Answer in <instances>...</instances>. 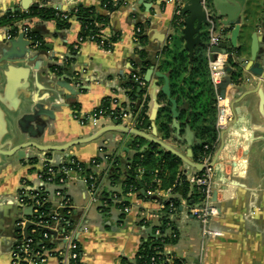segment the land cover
Instances as JSON below:
<instances>
[{"label":"crops","instance_id":"1","mask_svg":"<svg viewBox=\"0 0 264 264\" xmlns=\"http://www.w3.org/2000/svg\"><path fill=\"white\" fill-rule=\"evenodd\" d=\"M224 1L229 4L228 0ZM236 1L240 4L242 30L237 43L239 56L235 59L241 65L243 81L226 87L233 117L224 129L218 131L217 144L211 156L212 163L215 153L220 150L218 161L212 167L213 187L218 192L215 202L218 214L211 217L210 228L221 232V235L205 236L200 220L182 201L179 211L171 217L177 230V241L165 247L167 253L190 262L197 260L203 247V264H264V133L255 132L254 139L247 142L254 125L264 127V98L262 100L259 92L264 97V80L262 85L259 84L264 76V0ZM35 4L67 11L78 5L94 6L100 13L108 14L100 0H32V5ZM181 6V0H126L111 14V23L104 30L107 36L120 34L112 49H105L96 41L80 42L82 25L75 17L67 28L61 27L56 20L39 17L18 21L13 34L11 27H0V145H6L5 149L26 141L61 145L88 137L101 127L111 125L112 119L105 117L96 123H84L76 116L88 117L108 97L116 101L113 109L120 106L128 108L129 115L122 119L121 124L151 133L152 127L147 128V122L154 101L159 104L158 112L164 106L159 99L162 93L159 87L164 80L156 78L154 72L169 75L163 69L162 62L166 59L165 51L173 43V37L177 38V45L185 49V41L179 30L183 26L181 17L179 25H173L174 17L180 16ZM205 6L210 14L217 15V9L210 0L205 2ZM14 9H19V13H29L33 7L25 11L20 8V0H0V17ZM225 19L220 16L214 20V25L216 32L222 33L230 45L228 37L231 29L222 32V21ZM26 26L34 33V38L28 39L34 43L31 47L20 38L22 28ZM138 26L143 30L140 39L136 34ZM210 27L202 29L201 40L206 33L209 37ZM8 32L12 34L9 39L6 37ZM252 35L258 36L255 48L252 46ZM243 63L245 66H242ZM9 66L25 70V81L29 83L16 109L11 108L10 103L1 101L4 73ZM143 68L142 84L139 85L145 88V92L139 103L140 109L147 104L148 110L147 119L140 124L138 114L131 111L126 84L134 72L138 73ZM150 69L152 72L148 74ZM16 75L18 81L22 82L23 72L17 71ZM57 84L79 92L73 103L67 100L69 91ZM58 104L60 106L57 107ZM178 106L182 108L178 117L180 132L177 133L171 123V137L163 141L183 154L191 149L190 159L203 163L205 158L200 161L201 155L194 152L198 139L191 127V145L186 140L187 120L180 118L186 103L178 101ZM155 123L158 137L162 140L157 117ZM129 138L114 131L64 152H52L50 156L35 148L25 149L23 153L26 157L22 159L21 154L0 156V264H12L10 252L22 229L20 222L28 216V213L25 214L27 207L18 200L23 193L20 191L29 195L41 187L39 173L46 160L59 164L71 156L89 164L105 154H116L126 159L133 155V143L138 140L134 139L125 150ZM10 142L11 145H7ZM30 159H37L38 162L30 164ZM104 168V163H101L100 168L95 170L101 172ZM186 168L183 163L181 169L185 173ZM195 172L192 169L190 174ZM106 176L107 173H104L98 191L80 178L62 187L74 207L84 264H119L123 257L134 259L151 228L160 224V203L174 195L171 190L159 189L153 195V200H147L130 192L120 196L129 203V212L117 206L119 203L116 201L103 211L99 203L92 202V195L101 202L100 192L103 188L108 192L122 193L121 186H111ZM45 187L50 200L57 205L54 191L58 187ZM140 192L145 196L143 189ZM47 264H58V260L49 257Z\"/></svg>","mask_w":264,"mask_h":264},{"label":"trees","instance_id":"2","mask_svg":"<svg viewBox=\"0 0 264 264\" xmlns=\"http://www.w3.org/2000/svg\"><path fill=\"white\" fill-rule=\"evenodd\" d=\"M125 1L100 0L102 8L108 14L100 13L94 6L78 5L67 11L69 19L63 18L61 10L51 7L33 8L29 13L9 12L0 17V27H11L13 34L16 31V23L18 21L29 17H39L44 20H56L61 27L67 28L70 26V20L75 17L82 25L79 34L80 42L96 41L105 49H112L114 44L120 39V34L114 33L111 36H107L104 30L111 23V14L124 5ZM179 19V15L174 17V26L179 25ZM138 28L141 30L137 33V37L140 39L143 30L141 26H138ZM29 35L31 39L34 38V33L31 31ZM208 40V33H206L204 39H202V43L193 49L192 55H188V52L181 45H177V38L173 37V43L165 51L166 59L162 62L163 69L169 73L172 97L186 103V109L182 112L180 118L186 119L187 124L196 133L198 143L194 146V152L201 155L200 161H203L208 156H212L218 140V130L215 123L217 109L216 90L210 81L208 59L206 58ZM229 51L235 55L234 58H230L228 65L231 68L229 72L231 83L237 85L243 81L242 69H240L241 65L235 59L239 56V49L229 48ZM143 71L144 68L138 73L134 72L131 75L130 81L126 84L128 97L131 101V111L134 114H138L140 124L147 119L146 112L148 106L144 104L140 109L139 100L145 92V88L140 87L134 75L141 81ZM140 88V97H138L137 93ZM159 99L164 103V106L158 112V129L162 140H168L172 134L171 104L163 93H160ZM111 104L112 98H104L95 112H101L104 116H109L112 121L117 120L121 123L122 114L120 110L113 109ZM76 107L78 106L76 105ZM133 149V155L126 159L116 154H105L100 158H96L97 162L104 163L105 165L104 170L101 172H97L91 163H81L71 156L67 161L74 160L76 165L81 168V175H85L87 179L90 175L94 176L93 180L88 179V183L95 191L101 188V179L104 173H107L106 177L111 186H121V194L108 192L106 188L101 189V201L104 200L107 203L103 207V211L108 210L114 205V195L120 197L122 194L135 192L138 197L153 200L155 196L148 195V191L156 192L159 189L171 190L174 195L169 200L163 202V207L160 210V224L151 228L150 233L143 239L134 259L123 257L119 264H168V260L173 261L174 264H185L187 260L173 253H165V247L177 241V230L171 217L179 211L182 201L186 202L189 209L203 207L205 197L202 188L189 182L188 174L181 169L183 162L170 152L144 139L134 141ZM67 161L65 162L66 167L76 166ZM37 162V159H30L28 161L30 164ZM196 173L202 174L203 171H196ZM59 176V174H56V180H58ZM141 189L145 191V196L141 195ZM20 193H22L25 203H31L30 198L23 190ZM42 195L49 196L46 188H43ZM128 204L127 201H123L122 204H117V206L123 208ZM59 213L65 220L64 228L66 231L76 226L74 209H61ZM39 216L41 217L39 218ZM28 217L36 221L41 220L45 224H55L53 219L54 203L49 200L43 202L38 207V213L33 215L30 213ZM31 228H28L26 233L27 237L32 239V242L29 244L31 250L41 251L42 249H49L55 246V242L51 241V231L44 227H35V231L32 232ZM46 232L49 233L48 238L44 237V233ZM18 238H26L22 230L19 231Z\"/></svg>","mask_w":264,"mask_h":264},{"label":"built area","instance_id":"3","mask_svg":"<svg viewBox=\"0 0 264 264\" xmlns=\"http://www.w3.org/2000/svg\"><path fill=\"white\" fill-rule=\"evenodd\" d=\"M63 13V18L69 19L67 10H61ZM209 29V42L208 48L206 51V55L208 58V66H209V75L212 85L216 90V106H217V122L216 128L218 131L224 129L229 122L232 120L233 117V109L231 105V101L227 94L224 96L219 92V84L227 77L228 72L226 68L229 65L230 58H233V53L230 51L226 52H217L215 49L220 46L222 43V36L220 33H217L215 30V25H210ZM141 30L140 28L137 29L136 34L139 33ZM22 33H24L27 39H30V29L28 26L22 28ZM6 37L9 39L12 37L11 33H6ZM81 40V39H80ZM135 80L142 84V81L134 75ZM116 101L112 100V104H115ZM120 113L122 114V119L129 115L128 108L126 107H119ZM80 119L81 122L92 121L94 123L98 122L100 119L108 117L104 116L101 112H93L86 118H81L76 116ZM69 158V157H68ZM67 159L59 164L53 163L50 160H46L42 164V168L39 173V178L41 180V187H39L36 191H32L29 193L28 197L31 200V203H25L23 200L22 195L20 196V202L22 205L31 208V214L38 213V207L42 205L43 202L51 201L49 196H43L42 190L46 188L45 186L48 185H56L58 188L54 191V196L57 198V205L54 203V222L55 224L49 225L45 224L41 220H35L30 217L24 218L20 222V226L22 227V232L26 236L24 239H17L13 245V248L10 252L12 264H47L49 257H54L58 260V264H84L82 261V251L81 245L78 240L79 235V228L76 225L74 228L65 230L64 226V219L60 216L59 210L61 209H74L73 205L71 204L69 198L65 195L64 190L62 189L63 186L67 185L70 181L80 178L84 180L86 183L89 180H93L94 176L90 175L89 178L85 175H81V168L76 165L74 160L67 161L68 163L75 164V167H66L65 162ZM93 165L94 169H98L101 166L100 162H97L93 159L90 162ZM204 164L209 165L211 163V156L205 158ZM59 166L57 169H55ZM56 174H59L58 180H56ZM213 170L212 167H207L202 174H197L196 172L193 174L188 175L189 182L192 185H197L202 188V192L205 197L204 206L199 208L190 209L194 216H196L203 228V234L207 235H221V232L217 230H212L210 228V220L212 216L218 214V210L215 206V202L212 201V195L214 191L213 187ZM130 194V193H129ZM155 192L148 191V195H154ZM92 202L99 203L102 207L106 206V201H99V199L92 195L91 197ZM113 200L118 202L119 204L123 203V200L114 195ZM160 206L163 207V204L160 203ZM125 212L130 211V207L125 205L123 207ZM41 216H39L40 218ZM29 225L28 228H31V231H35V227H44L45 229L51 231V241L55 242V246L49 249H42L41 251H33L30 249L29 244L32 242V239L27 237L24 229ZM158 234V232H156ZM49 233H44V237L48 238ZM166 254L167 253L165 251ZM204 258V248L200 249V253L198 255L197 260L190 262L186 261L185 264H203ZM168 264H174L173 261L168 260Z\"/></svg>","mask_w":264,"mask_h":264},{"label":"water","instance_id":"4","mask_svg":"<svg viewBox=\"0 0 264 264\" xmlns=\"http://www.w3.org/2000/svg\"><path fill=\"white\" fill-rule=\"evenodd\" d=\"M208 1L209 0H181L182 6L180 10V17L182 19L181 22L183 26L180 27L179 30L182 33V37L185 41V49L189 52V55L192 54L195 46L202 43V40H201L202 29L206 26L215 24L216 21L214 20H217V18H219L220 16L226 17V19L222 21V25H223L222 32H225L226 30L231 29L230 35L228 37V40H230V45L226 43V40L221 35L222 43L215 50L217 52H226V51H229V48H237L238 39H239L241 30H242V25L240 24V21H239V15L241 13L240 4L236 0H228L229 4H226L224 0H210L217 9V15L214 16L210 14L206 9L205 2H208ZM32 7L38 8L39 6L37 4L32 5V0H20L21 9L27 11V10H30ZM18 10L19 9H14L11 12H18ZM215 30H216V25H215ZM20 38L26 41L30 47L34 45L33 41L28 40L25 37L24 33H20ZM257 42H258V36L252 35L253 48L256 47ZM234 57L235 55L233 53V58ZM242 66H245V64L243 63ZM230 69L231 68L229 66L226 68L228 75L218 86L219 92L223 96L226 94V87L229 84H231V77L229 73ZM17 71L23 72L22 82L18 81V77L16 75ZM151 72L152 70L150 69L148 71V74H150ZM154 74L156 78L158 79L161 78L164 80V84L159 87V90L163 94L166 95L169 103L171 104L172 127L178 133L180 132V129H181V126L178 123V117L180 115L182 108L178 106V100L172 97L169 76L160 71H155ZM4 75H5V83H4L1 101L3 103L5 102L10 103L11 108L16 109L20 103V96L22 95V93H24L27 90L28 85H29L27 80L25 81L26 71L22 70L21 68L9 66L8 70L4 73ZM263 80H264V76L261 77V80L259 81L260 85H262ZM57 85L58 87H62L66 89L67 91H69L70 95L69 97H67V100L73 103L75 100L74 99L75 96L79 92L76 89H72L62 84H57ZM51 91L53 94H56V91L54 89H51ZM259 92L263 100L264 98L263 94L261 91ZM56 106L58 107L60 106V104ZM158 109H159V104L157 103V101H154V105L152 107L151 114L147 122V128L149 126L152 127L151 133H146L143 130H141L139 127H131L128 125H123L119 123L117 120H114L111 125L101 127L95 133H93L92 135L88 137L74 139L72 141H69L61 145H41L33 141H26L14 147H11V148L9 147L7 149H5L6 145L4 146L0 145V156H11L14 154H17V155L21 154L22 156L20 157V159H22L26 157V154L23 153V151L27 148H35L38 151L43 152L45 155H50L52 152H64L67 149L75 145H80V144L93 141L104 133L119 131L123 133L124 135L130 136V138L128 139V142L125 145L126 146L125 150H128L130 143L134 139H144L147 142L157 145L161 149L167 152H170L171 154L179 158L186 165L187 174H190L192 169L196 171H204L207 167H213L218 161V158L220 156V150L215 153L213 162L210 163L209 165H206L204 163H196L190 159L192 155L191 149H188L187 153L183 154L180 151L176 150L170 143L165 142L158 137L157 127L155 123V119L158 114ZM185 132L187 135L186 140L188 144L191 145L192 132H191L190 126L187 125V127L185 128ZM255 132L264 133V127L260 125H254L252 127L251 135L247 142H250L254 139ZM7 145H11V142ZM217 197H218V192L214 190L213 195H212V201L216 202ZM18 200H20V197ZM30 213H31V208L25 209V214L29 215ZM29 225L30 224H28L27 227L24 229L25 233H27V229Z\"/></svg>","mask_w":264,"mask_h":264},{"label":"flooded vegetation","instance_id":"5","mask_svg":"<svg viewBox=\"0 0 264 264\" xmlns=\"http://www.w3.org/2000/svg\"><path fill=\"white\" fill-rule=\"evenodd\" d=\"M44 7V6H43ZM43 7H41V8H43Z\"/></svg>","mask_w":264,"mask_h":264}]
</instances>
